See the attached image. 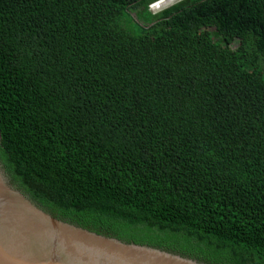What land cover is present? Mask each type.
<instances>
[{
	"label": "trees",
	"instance_id": "1",
	"mask_svg": "<svg viewBox=\"0 0 264 264\" xmlns=\"http://www.w3.org/2000/svg\"><path fill=\"white\" fill-rule=\"evenodd\" d=\"M163 1L0 0V165L86 230L264 264V0Z\"/></svg>",
	"mask_w": 264,
	"mask_h": 264
},
{
	"label": "water",
	"instance_id": "2",
	"mask_svg": "<svg viewBox=\"0 0 264 264\" xmlns=\"http://www.w3.org/2000/svg\"><path fill=\"white\" fill-rule=\"evenodd\" d=\"M0 264L205 263L125 243L59 219L23 193L0 165Z\"/></svg>",
	"mask_w": 264,
	"mask_h": 264
},
{
	"label": "bare ground",
	"instance_id": "3",
	"mask_svg": "<svg viewBox=\"0 0 264 264\" xmlns=\"http://www.w3.org/2000/svg\"><path fill=\"white\" fill-rule=\"evenodd\" d=\"M167 0H164L163 2H161L159 5H156V6H154L153 8H151L150 10H152L153 9V11L154 12H157L158 11V8L159 7H162V6H164V3L166 2ZM179 1H182V0H179ZM179 1H177V2H179ZM176 3V2H175ZM174 4V3H173ZM172 5V4H171ZM170 6V5H169ZM166 7H168V6H166ZM166 7H164V8H166ZM163 8V9H164ZM162 10V9H161ZM148 247V246H147ZM152 248V247H151ZM164 251V250H163ZM167 252V251H166Z\"/></svg>",
	"mask_w": 264,
	"mask_h": 264
},
{
	"label": "rangeland",
	"instance_id": "4",
	"mask_svg": "<svg viewBox=\"0 0 264 264\" xmlns=\"http://www.w3.org/2000/svg\"><path fill=\"white\" fill-rule=\"evenodd\" d=\"M164 9H165V8H164ZM164 9H162V10H164ZM162 10L157 11V13L161 12ZM152 12H154L153 9H152ZM154 13H156V12H154ZM131 16H132L134 19H136V15H135V13H131ZM136 20H137V19H136ZM236 46H237V42L234 43V44L231 46V48L234 50V49L236 48Z\"/></svg>",
	"mask_w": 264,
	"mask_h": 264
}]
</instances>
